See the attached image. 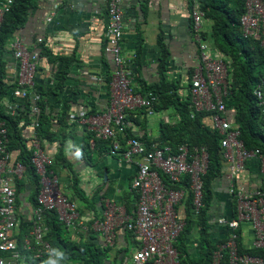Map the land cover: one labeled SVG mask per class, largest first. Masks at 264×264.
Segmentation results:
<instances>
[{"label":"built area","instance_id":"built-area-1","mask_svg":"<svg viewBox=\"0 0 264 264\" xmlns=\"http://www.w3.org/2000/svg\"><path fill=\"white\" fill-rule=\"evenodd\" d=\"M122 0H108V24L106 38L109 41L106 51L113 57L115 70L110 83L109 103L101 114H89L82 110L76 116L69 113L70 118L86 131L92 132L100 141L111 140L110 156H121V161L136 167L131 189L136 191L139 199L133 215H128L120 207L107 203L103 211V221L92 225L96 231L104 235L108 245L115 239L116 229L126 225L138 239L139 246L135 250L133 264H178L177 250L174 244L184 228V221L176 207L184 197V190L168 188L162 183L158 172L166 176L170 185L179 184L185 177L189 179L193 191V206L198 213L201 204V175L207 168V152L200 148L190 154L185 146L174 153L170 146H162L155 142L148 149L137 139L126 138L129 127L128 114L134 110H146L152 115L157 101L156 96H142L131 85L130 73L124 67L121 56L123 39ZM13 0L0 2V25L4 15L10 9ZM53 11L46 22L51 21ZM203 13L198 9L193 12L195 30L200 28ZM242 36L253 39L264 48V4L261 0H245V13L241 18ZM41 42V41H40ZM9 49L12 52L15 86L4 96L2 107L11 115L17 114L24 100H29L31 115L38 113L35 102L38 94L35 90V78L40 59L37 50L28 49L23 40L14 36ZM198 59L190 74L188 86L191 118L196 113H210L213 128L221 136L223 157L228 166L227 177L230 182V194L235 204V217L216 219V225L228 232L225 239L217 243L211 264H264V255L256 256L242 253L240 245L246 249L264 250V189L253 193H243L234 188L233 175L244 170L245 162L257 158L260 162V174L264 179V155L259 150H247L240 139V131L229 121L232 115L224 103L230 83V66L228 62L216 57L212 46L200 44ZM264 121V84L254 90ZM36 117H32L27 130L30 132L29 147L32 151L31 163L39 177L40 191L37 203L32 209L28 235L23 236L21 249L34 253L38 259L43 254L56 259L52 248L45 241L47 227L44 216L54 212L59 221L69 228L79 218L75 202H71L61 189V182L50 167L53 157L47 154L36 138ZM125 141L122 150L120 141ZM6 129L0 121V264H29L25 261L18 246V220L16 212L15 182L24 176V166L14 161L13 155L7 151ZM92 146V145H91ZM21 216V215H20ZM249 225L251 238L244 241L242 226ZM32 241L37 248L33 247Z\"/></svg>","mask_w":264,"mask_h":264},{"label":"crops","instance_id":"crops-1","mask_svg":"<svg viewBox=\"0 0 264 264\" xmlns=\"http://www.w3.org/2000/svg\"><path fill=\"white\" fill-rule=\"evenodd\" d=\"M190 5L189 0H122L124 35L120 49L122 55L131 61L128 69L132 86L139 93L145 96L152 93L140 91L142 82L147 85L159 82L158 69L163 55L167 56V80L187 85V72L189 74L195 66L200 44L214 45L210 35L213 21L203 20L202 32L196 37L191 27ZM107 6L108 0H40L37 9L31 12L28 23L17 35L26 47L39 53L35 78L37 91H57L56 97L48 95L47 98V116L53 118L52 126H49L52 136L45 137L46 140L41 142L43 149L54 159L61 152L72 170L79 175L85 198L94 196L82 202L72 191L68 168L61 164L52 168L61 182V189L72 197L79 212V222L69 228L72 240L78 245H90L106 253L103 264H133L132 256L139 242L132 232L118 227L113 244L108 245L103 233L94 230L92 225L103 221L104 200L106 204L120 207L128 215H133L137 199L131 183L136 167L121 161V156H110L111 149L107 154H101L91 139L86 148V130L68 115L72 113L77 118L82 110H87L89 114L93 110L101 114L109 103L114 64L112 55L106 51L109 46L106 38ZM50 11H54L53 16L50 22H46ZM132 54L137 55L135 60H132ZM8 58L7 68L12 69L14 59L12 55H8ZM12 74L11 71L8 76L12 77ZM57 85L58 89H53ZM181 94L187 96V90L181 91ZM65 104H69L70 109L64 125L60 117ZM176 119L173 108L155 110L150 116H146L142 110H134L129 113V129L146 144L159 137L162 125H173ZM23 134L30 139L27 129ZM77 151L81 153L79 157L76 156ZM232 179L233 186L245 194L258 190L262 183L259 159L245 162L244 170L234 173ZM25 193L20 197L19 204L16 203L18 229H21L20 223L23 225L21 227H30L34 208L29 205V193ZM213 194L214 219L219 215L232 217L234 204L228 177L224 175L216 180ZM89 201L95 204L89 206ZM184 206L179 209L182 215ZM88 223H91V231L86 226ZM242 231L244 241H249L250 226L243 225ZM222 233L218 229L213 231V240L217 241ZM197 239L195 234L187 236L188 245L195 248L192 251L194 258L199 255ZM32 245L37 248L34 241ZM68 263L65 260L59 262Z\"/></svg>","mask_w":264,"mask_h":264},{"label":"trees","instance_id":"trees-1","mask_svg":"<svg viewBox=\"0 0 264 264\" xmlns=\"http://www.w3.org/2000/svg\"><path fill=\"white\" fill-rule=\"evenodd\" d=\"M2 0H0L1 2ZM40 0H13V4L9 11L5 13L2 24L0 25V121L4 123L6 129L7 151L15 156L14 161L19 162L24 166V176L21 181L15 182L16 203L19 204V199L23 193H29V205L35 207L37 197L40 191L39 177L31 163L32 151L26 144L30 139L24 137V131L30 125L32 117H36L37 139L40 143L49 136H52L51 129L53 118L48 117L47 104L49 103L48 95L56 97L57 91H44L43 89L36 92L38 100L35 102L38 107V113L31 115L30 107L33 105L29 100H24L20 109H17V114L11 116L1 105L4 96L7 94L11 85L4 82L7 75V66L9 62L8 55H12L9 49V43L16 33L23 29L28 23L31 12L38 7ZM199 8L204 12L205 18L213 21L211 28V38L214 42V48L222 54V59L228 62L230 66V83L227 96L224 98L226 109L232 113L229 116L230 123L237 127L240 131V139L243 141L247 150H259L264 155V126L262 122V114L260 105L254 96V90L262 86L264 82V48L258 42L251 39H243L240 30V18L244 13V0H196ZM264 4V0H261ZM192 3V0H189ZM163 55V54H162ZM167 55V54H166ZM137 57V55H136ZM13 58V55H12ZM159 82L153 85L143 83L142 89L146 92H152L158 96V101L155 105L156 110H164L173 108L179 118L174 125H162V130L157 139L160 145L170 146L174 153L178 149L185 146L190 154H195L200 148H205L207 152V168L201 175V208L198 213H195L193 206V191L190 188L188 178H184L179 184L170 185L169 181L162 176L165 185L175 189L184 190V197L181 203L176 207L180 217H182L185 225L180 232L176 243L174 244L177 250L178 264H211L213 252L216 250L217 243L226 238L228 232L225 228L216 225V219L212 216L213 209V190L214 183L224 175L227 177L228 164L223 157V149L221 147V136L213 128L210 120V113H196L191 118V109L189 107V98L183 96L181 91L183 85L178 81H168L167 73V56L163 55L159 63ZM37 88V87H36ZM53 88V87H52ZM51 88V89H52ZM58 89V85L53 89ZM136 92H138L136 90ZM139 93V92H138ZM141 94V93H140ZM69 104H65L60 120L66 124L68 117ZM91 114H96L93 110ZM49 131V133H48ZM84 134L87 139L94 141L96 149H100L102 153H108L111 140L100 141L94 137L92 132L86 131ZM46 133V135H43ZM90 133V134H89ZM46 137V138H45ZM126 138L138 139L128 128ZM147 140L146 138H143ZM121 149L125 147V141L119 139ZM149 147L151 142L146 143ZM43 144H41V147ZM86 148L88 147L87 144ZM90 149V148H89ZM64 165L70 171L72 182V191L78 195L82 202L88 201L89 196L85 198L84 192L79 184V175L72 170L69 162L60 152L54 159L53 165ZM235 188V186H234ZM264 189V179L260 186ZM137 199V194L133 190ZM66 196H68L65 193ZM69 201L74 202L72 197L68 196ZM95 203L89 201V206ZM185 205V206H184ZM184 206L183 215L179 209ZM32 207V208H33ZM180 207V208H179ZM234 207V208H233ZM232 207L235 217V205ZM106 208L104 200L103 211ZM127 208V207H126ZM92 211L94 208L91 209ZM135 210V205H134ZM16 212L19 213L16 207ZM78 212V210H77ZM94 212V211H93ZM79 215V212H78ZM103 217V214H102ZM226 218V217H224ZM79 218L74 223L77 225ZM44 223L48 231L45 236V241L52 249L63 252L66 256L65 261L68 264H103L106 259V253L101 252L90 245H78V242L72 240V234L69 233V227L58 220L54 212H47L44 216ZM91 223L86 226L88 231H91ZM82 226V224H80ZM17 237V244L20 247L25 261L30 264H45L49 259L48 255L43 254L42 257L33 258L34 253L21 249L23 236L28 235L31 227H21ZM121 228L127 230L126 225H120ZM119 226V227H120ZM80 227V226H78ZM218 229L223 232L217 241L213 240L212 232ZM129 231V230H127ZM131 232V231H129ZM195 234L199 244L197 258L193 257V246L188 245L187 236ZM75 235V234H74ZM196 246V245H195ZM240 252L249 255H264V250L256 251L246 249L243 245L239 247Z\"/></svg>","mask_w":264,"mask_h":264},{"label":"clouds","instance_id":"clouds-1","mask_svg":"<svg viewBox=\"0 0 264 264\" xmlns=\"http://www.w3.org/2000/svg\"><path fill=\"white\" fill-rule=\"evenodd\" d=\"M189 9H190V16H191V18H192V25H191V27H192V29H193V32L196 34V37L197 36H199L200 35V33L202 32V23H203V20H209V19H206L205 18V14H204V12L199 8V4L197 3V1L196 0H192V3H191V5H190V7H189ZM199 10L200 12H202L203 13V18H202V21H201V24H200V28L198 29V30H195V27H194V19H193V12L195 11V10ZM52 12V11H51ZM50 13V12H49ZM53 13H54V11H53ZM244 13H245V0H244ZM244 13H243V15H244ZM242 15V16H243ZM53 16V15H52ZM52 16H51V18H52ZM242 16H241V18H242ZM241 18H240V32H241V35H242V29H241ZM124 32V31H123ZM203 34V33H202ZM16 36H18L17 35V33H16ZM242 38H243V36H242ZM243 39H245V38H243ZM249 39H251V38H249ZM197 40H199V39H197ZM251 40H253V39H251ZM254 41H256V40H254ZM41 42H42V40H41ZM41 42H39V43H41ZM256 42H258V41H256ZM259 43V42H258ZM259 45H260V43H259ZM261 46V45H260ZM262 47V46H261ZM212 48L216 51V57L217 58H220V59H222V56H221V53L217 50V49H215L214 48V45H212ZM263 48V47H262ZM29 49V48H28ZM121 56H122V58H123V60H124V67H125V69L128 71V73H130V79H131V72H130V70L128 69V66H129V64H130V60L129 59H126L123 55H122V53H121ZM136 59V55L135 54H132V60H135ZM9 63V62H8ZM9 66V65H8ZM7 66V67H8ZM114 70H115V66H114ZM13 72V74H12V77H10V76H8V73L9 72ZM189 71V70H188ZM7 75L5 76V79H4V82L5 83H7V84H9V85H11L10 86V88L8 89V91L10 90V89H12L14 86H15V79H14V71H13V68L12 69H10V68H7ZM114 72V71H113ZM191 72H192V70L190 71V73L188 74V72H187V75H188V83H187V85H184L183 86V92H186V90H187V92H188V86L190 85V74H191ZM113 74V73H112ZM111 79H112V76H111ZM111 79H110V81H111ZM36 81V80H35ZM263 84H264V82H263ZM262 84V85H263ZM131 85H132V80H131ZM37 88H36V86H35V90H36ZM142 96H145V95H143V94H141ZM149 95H152V96H156L157 97V101H158V96L156 95V94H154V93H149L148 95H146V96H149ZM187 97L189 98V95L187 94ZM4 99V98H3ZM157 101H156V103H157ZM3 102V101H2ZM156 103H155V105H156ZM189 103H190V100H189ZM155 105H154V107H153V110H154V112L153 113H155ZM190 105V104H189ZM261 108V114H262V117H263V113H262V107H260ZM144 113H145V115L147 116H150L149 114H148V112L146 111V110H143V109H141ZM31 111V110H30ZM131 113V112H130ZM128 118H129V114H128ZM178 120H179V118L177 117V119H176V121L174 122V124H176L177 122H178ZM129 122V121H128ZM173 124V125H174ZM263 126H264V121H263ZM129 128V127H128ZM36 136H37V133H36ZM138 138V137H137ZM139 139V138H138ZM158 139V138H157ZM157 139L156 140H153V141H151V144L152 143H155V142H157ZM30 140H31V137H30ZM30 140H29V143H30ZM39 141V140H38ZM141 143H143L141 140H139ZM40 142V141H39ZM29 143H28V145H29ZM159 143V142H158ZM148 149H150V145H149V147H148V145H146L145 143H143ZM81 155V153H80V151H77L76 152V156L77 157H79ZM14 158H15V156H13ZM158 175H159V177H160V179H161V181H162V183L164 184V182H163V180H162V176L163 177H165L166 178V176H164V175H162L160 172H158ZM167 179V178H166ZM168 180V179H167ZM132 184V183H131ZM170 184V183H169ZM164 186H166V187H168V188H172V187H170V186H167V185H165L164 184ZM136 192V191H135ZM136 194H137V201H136V205H137V202H138V199H139V195H138V193L136 192ZM232 196V195H231ZM233 204H234V201H233ZM136 205H135V209H136ZM235 205V204H234ZM124 210V209H123ZM135 211V210H134ZM133 214H134V212H133ZM218 218H220V217H218ZM226 218H228V217H226ZM230 218H233V217H230ZM52 251V254L53 255H55V257H56V259H51V258H49L48 260H46L45 261V264H59V262L61 261V260H65L66 259V256H65V254L63 253V252H60V251H57V250H55V249H52L51 250Z\"/></svg>","mask_w":264,"mask_h":264},{"label":"rangeland","instance_id":"rangeland-1","mask_svg":"<svg viewBox=\"0 0 264 264\" xmlns=\"http://www.w3.org/2000/svg\"><path fill=\"white\" fill-rule=\"evenodd\" d=\"M84 142H85V144L89 145V139L85 138V141Z\"/></svg>","mask_w":264,"mask_h":264}]
</instances>
